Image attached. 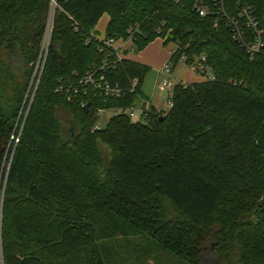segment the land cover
<instances>
[{
  "label": "trees",
  "instance_id": "16d2710c",
  "mask_svg": "<svg viewBox=\"0 0 264 264\" xmlns=\"http://www.w3.org/2000/svg\"><path fill=\"white\" fill-rule=\"evenodd\" d=\"M194 1L0 0V264H264V46L248 53L227 21L250 7L264 32V0H224L225 14L208 0L207 16ZM130 36L176 44L173 70L204 56L215 79L177 81L167 112L92 131L98 108L149 99L150 67L105 42ZM104 61L136 91H56Z\"/></svg>",
  "mask_w": 264,
  "mask_h": 264
},
{
  "label": "built area",
  "instance_id": "2783aa9c",
  "mask_svg": "<svg viewBox=\"0 0 264 264\" xmlns=\"http://www.w3.org/2000/svg\"><path fill=\"white\" fill-rule=\"evenodd\" d=\"M53 1V7L55 5V0ZM214 5H217L220 7V9L226 13L224 10V0H211ZM208 0H195L194 1V8L195 10L203 16H207L211 14L210 11V5L208 3ZM228 24L232 31L233 39L240 44L242 48H244L248 53L251 55H254L257 52H260L262 47L264 46V40H263V29L259 27L258 20L256 19L255 15L252 14L250 7H243L239 10L237 16L236 15H228L227 16ZM51 22V26H50ZM49 22V25L47 27L44 41H43V49L41 52V57L43 55V52L45 50V39L46 34L49 27L52 30V20ZM50 30V31H51ZM51 35V34H50ZM133 38L130 36L128 39H119L114 40L112 38H108L105 40V42L113 48V50L116 52V56L118 59L125 58L123 55V51H121V46L119 45L118 41H130L133 42ZM47 47V46H46ZM175 51L172 50L171 53ZM42 59V58H41ZM39 63L40 64V61ZM186 56L182 55L180 58V61L182 63L186 62ZM108 66V62L104 61L99 67L93 66L91 69L87 70L85 73L77 76V79L74 81H67L66 83L60 84L56 91H66L68 93H71L70 95L74 96H88L91 93L94 95H97L98 97H103L104 99H108L111 97H122L126 95L127 93H133L136 91L138 86V79L134 78L129 85L122 84L118 80H111L106 75V68ZM173 63L172 61L168 60L164 66L162 67L159 72L161 74H164L165 79L159 82L161 90H169L173 88V84L171 83L170 78L172 77L173 73ZM190 67L194 71H197L202 74H206L208 79H215V75L213 74L211 68L209 65L205 63V57L202 56V61L196 60L194 61ZM84 104V103H83ZM172 104L170 99V105ZM151 103L149 100H146L143 103H134L130 106H128L125 109L121 108H111L107 109L105 107L98 108L97 114L100 117L106 110L113 111L114 114H120L121 112H125L132 120L135 121H146L149 116V112L151 109ZM102 128L99 119L94 124L92 131L96 129Z\"/></svg>",
  "mask_w": 264,
  "mask_h": 264
},
{
  "label": "rangeland",
  "instance_id": "374dc122",
  "mask_svg": "<svg viewBox=\"0 0 264 264\" xmlns=\"http://www.w3.org/2000/svg\"><path fill=\"white\" fill-rule=\"evenodd\" d=\"M106 19L107 18L105 15L98 22V28L102 31L103 37H105ZM50 26H51V22H50ZM50 30H51V28L49 27V29H48L49 32H47L48 34H46L47 37L45 39V50H46V46L48 45L49 40H50V34H51ZM102 33H100V34H102ZM176 47H177L176 44H173V43L165 44L164 39L159 37V38L155 39L152 43H150V46L148 47L149 48L148 51H150V53L155 58H159L162 55V53L163 54L165 53L166 50H168L171 54V51L176 49ZM131 49H132L131 52H133V53H138L140 51V50H137L135 48H130V50ZM43 54H44V52H43ZM192 77H194V78L200 77L202 80L208 79L206 74L196 73V71L191 69V67L189 65L180 62L178 64V66L176 67V69L173 70L172 77L170 78V80H171V83L174 85L177 81H181V80L183 82H188ZM164 79H165L164 74H161L155 67L152 66L149 68V70H148V72H147V74L143 80L142 90L144 91L145 94H147L150 98L153 99L154 105L156 106V108L159 111L163 110L164 112H167L171 107L170 99H171L172 92H171V89L161 90L159 82H161ZM140 102H141V100L139 101V103ZM57 115L60 117V119L62 120L63 123L66 124L68 122L69 116L64 109L59 108L57 111ZM113 115H114V113L111 110H106L102 115H100L99 122H100L101 126L102 127L106 126L109 119ZM6 161H5V163H6ZM4 164L1 167V171L4 170ZM135 241L139 242L142 246H149V241L146 240L145 238L144 239L143 238L142 239L137 238V239H135ZM125 247H126V245H125ZM161 256H162L163 261H164L163 264H167L168 258L164 254V252L161 253ZM129 259H131V258H129ZM144 264H155V263H153L149 260H145Z\"/></svg>",
  "mask_w": 264,
  "mask_h": 264
},
{
  "label": "crops",
  "instance_id": "0c3cea01",
  "mask_svg": "<svg viewBox=\"0 0 264 264\" xmlns=\"http://www.w3.org/2000/svg\"><path fill=\"white\" fill-rule=\"evenodd\" d=\"M106 15V26H107V23L109 21V16L107 13H105L101 18H103L104 16ZM106 26H105V30H106ZM96 30L99 31V33H102V31L98 28V23L95 27ZM100 37L103 38V33L100 34ZM153 42V41H152ZM151 42V43H152ZM119 45L121 46V51H123V55L125 58H129L131 60H134V61H137V62H140L142 64H145L149 67H155L158 71L162 69V67L164 66V64L169 60L170 58V52L168 50L165 51V53L159 57V58H155L151 53L150 51H148V47L150 46V43L143 49V50H140L138 53H133L131 52L132 49L130 50V48H132V43L130 41H125V42H122V41H118ZM151 54V55H150ZM151 65V66H150ZM192 69V67H191ZM196 73H199L196 71ZM202 80L200 77H197V78H194L192 77L188 82H194V81H200ZM182 81V80H181ZM147 95V94H146ZM148 96V95H147ZM150 103L156 107L154 105V102H153V99L150 98L148 96ZM142 102V101H141Z\"/></svg>",
  "mask_w": 264,
  "mask_h": 264
},
{
  "label": "water",
  "instance_id": "95a60500",
  "mask_svg": "<svg viewBox=\"0 0 264 264\" xmlns=\"http://www.w3.org/2000/svg\"><path fill=\"white\" fill-rule=\"evenodd\" d=\"M88 107H89V103L85 104L84 106L85 110H88ZM0 184H1V174H0Z\"/></svg>",
  "mask_w": 264,
  "mask_h": 264
}]
</instances>
